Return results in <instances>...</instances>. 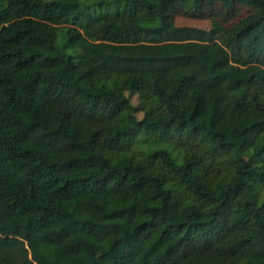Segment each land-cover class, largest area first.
<instances>
[{"label": "trees", "instance_id": "1", "mask_svg": "<svg viewBox=\"0 0 264 264\" xmlns=\"http://www.w3.org/2000/svg\"><path fill=\"white\" fill-rule=\"evenodd\" d=\"M0 264H264V0H0Z\"/></svg>", "mask_w": 264, "mask_h": 264}, {"label": "rangeland", "instance_id": "2", "mask_svg": "<svg viewBox=\"0 0 264 264\" xmlns=\"http://www.w3.org/2000/svg\"><path fill=\"white\" fill-rule=\"evenodd\" d=\"M248 13L247 9H244L242 14ZM175 21L178 26H191L202 29H210L212 27V19L206 18H195L192 16H187L185 14H177L175 15ZM135 103L139 104V99L137 97L134 98Z\"/></svg>", "mask_w": 264, "mask_h": 264}]
</instances>
